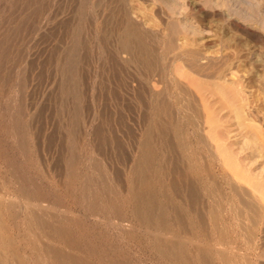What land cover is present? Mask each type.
Wrapping results in <instances>:
<instances>
[{"label": "rangeland", "instance_id": "1", "mask_svg": "<svg viewBox=\"0 0 264 264\" xmlns=\"http://www.w3.org/2000/svg\"><path fill=\"white\" fill-rule=\"evenodd\" d=\"M96 1L0 0V264H32L27 261L32 249L23 227L26 205L42 206L39 211L42 216L47 212L59 218L69 216L63 224L78 245L46 237L41 240L43 245L48 241L74 257L83 258L84 264H177L163 249L152 244L144 225L133 213L128 190L136 181L133 162L142 119L138 101L123 92H126L127 83L121 60L126 55L120 53L122 58H119L110 50L115 42L117 22V14L112 9L117 4L113 0H98V4ZM126 1L130 10L133 8L136 19H148L147 26L159 23L161 17L167 23L178 20L199 31L196 39L213 53L208 58V66L212 60L223 65L237 63V73L252 83L247 88L250 104L246 105H250L247 109L253 120L238 121L235 112L241 103L237 95L229 92L227 82H212L194 72L189 73L194 82L200 81L203 102L214 124L210 130L203 117L201 130L217 156V160L215 156L213 160L223 196L221 221L228 226L230 234L234 227L240 234L232 231L233 242H237L233 250L237 254L239 251L240 263L264 264V201L259 197L256 200V193H252L251 199L259 212L239 204L236 191L221 172L239 186H243V182L237 181L233 173L221 165V156L211 138L215 134L213 137L223 141L239 167L264 183V152L251 144V135L257 138L264 135V94L260 88L264 77V44L261 42L264 0ZM191 1L205 8L207 17L197 21V14L194 18L187 16ZM234 22L255 35L236 31ZM99 27L110 36L106 46L102 43L103 33L99 32ZM174 65L186 68L177 60ZM73 76L79 79L75 84ZM255 142L259 145V140ZM172 155L181 163L176 145ZM165 177H169V171ZM103 182L106 186L115 184L112 190L117 194L115 204L120 215L105 218L84 206L91 201V195H86L91 191L88 192L87 186L93 191L98 185L97 194H103ZM171 193L172 190H168L165 195L172 196ZM36 198H45V202L36 203ZM192 202L185 199L178 204L182 209L185 206L182 212L186 221L184 229L194 228L198 232L200 220L204 223L209 217V199L202 196L193 208ZM233 205L243 210L240 209L244 227L238 226L240 216L233 213ZM241 233L251 237L248 235V240L244 239ZM87 244H94L99 252L91 253Z\"/></svg>", "mask_w": 264, "mask_h": 264}, {"label": "bare ground", "instance_id": "2", "mask_svg": "<svg viewBox=\"0 0 264 264\" xmlns=\"http://www.w3.org/2000/svg\"><path fill=\"white\" fill-rule=\"evenodd\" d=\"M113 1L117 4L116 6L113 4L115 8L112 9L113 13L116 12L115 14H117L115 18L117 22L116 26L113 25L115 27V42H112L113 48H110V50H112L117 57H119L120 53L126 55L122 60L120 59L123 63V74L125 75V82L127 83L126 85L123 81L125 83L124 85H126V92L124 90L123 92L126 93L127 96L135 97L138 101L139 115L140 119H142L141 134L136 147V157L133 162V173L136 175V181L128 190L129 198L133 204V213L139 222L144 225L152 244L157 248L163 249L164 254L168 258H172L177 264H241L240 256H238L239 251L237 250V254L233 250L237 245V242H235L236 240H234L235 246H233L234 244L232 245V243H234L232 231H235V227L230 234L228 226L224 225L221 221L223 216V196L218 186L219 181L217 175L214 172L216 161L215 159L213 160L214 156L217 160V156L214 154V150H211L212 145L205 136H203L201 130L203 117L210 130L214 128V124L211 123V115L203 102L200 81L194 82L189 73L194 72L210 79L212 82H227L230 86L229 92L231 91L233 95H237L238 103H241L235 112L238 121L251 122V120H253L250 116V110L247 109L250 105H246L247 102L250 104L247 88L250 87L252 83L246 81L241 74L237 73L239 66L237 63L236 65L230 63H225L223 65L222 63H217L212 60V64L208 66V58L213 53L209 52L208 48L202 46L201 42L196 39L195 35H197L199 31L190 29L188 26L186 27L178 20H175L176 23H172L171 20L170 23H167L164 21V18L161 17L159 18V23H154L153 26H147L145 24L148 19L145 21L142 18L136 19V17L133 16L135 12L132 11L133 8L130 10L128 7V1ZM97 2L99 3L98 0L96 4H98ZM189 8L190 10L187 12V16L191 15V17L194 18L196 17L195 14H197V21L199 18L203 20L207 17L206 9L198 5L195 1L190 2ZM169 10L171 13H174L172 8L169 7ZM177 26L180 29H178ZM233 26L236 28V31H243L250 36L255 35L237 22H234ZM97 28L98 26H96V29ZM99 30V32L102 33L106 31L102 27H99ZM87 31L88 29H86L85 32ZM64 34L66 33L64 32ZM101 34H99V36ZM108 36L107 33L102 34V43L105 46L108 41H110L108 40L110 36ZM261 42L264 44V37L261 38ZM109 43L111 44V42ZM104 50L107 49L104 48ZM208 52L209 56H206ZM106 53H108V51H106L105 54ZM109 59H111V57ZM175 60L182 62L186 68L182 69V65H174ZM202 60H204L205 63H203ZM65 79L67 78L65 77ZM78 80L79 79L75 77L73 80L74 84L77 83ZM260 84L261 92L264 94V77ZM262 98H264V96ZM262 101H264V99H262ZM72 131L73 130H70V132ZM260 132L261 130H259V133ZM72 134H74V132ZM214 135L215 134H213V136ZM261 135H263L262 132ZM213 136L211 138L215 143V149L221 156V165L228 168L237 181H242L243 186H239L237 182H233L227 177V174L221 172V175H223V178L225 177V181L236 191L239 204L250 207L253 212H259V208L255 207L253 204L254 200L251 199V195L255 192L257 195L255 199L257 200L259 197L264 201V183L257 181L249 172L242 170L234 161L233 157L230 156V153L228 154L223 141L218 139L217 136H215V138ZM251 136L253 137L251 144L255 147H259L260 152H264V135L259 138L254 135ZM256 140H259V145L255 142ZM174 145L180 150L181 163H178V161L173 158L172 150ZM95 164L98 166L97 163ZM217 167L218 165H216V169ZM98 169L99 168H97V170ZM91 170H93V168ZM101 171L103 172V170ZM168 171L169 177L166 178L165 176ZM94 173L92 176L95 177ZM84 175L86 176V174ZM100 177L101 176L98 178ZM94 179H92V181ZM88 184L92 183L89 182ZM102 186L103 189L101 188V192L105 191L103 194H97L100 190H97L98 185L96 187L97 189L95 188L93 191L90 186H87L89 187L88 192L90 190L92 191H90L91 194L90 192L86 193V195H91V201H87V204L84 203V206L94 214H98V212L101 213L105 218L120 215V210L115 204L117 194L112 190L115 186H106L104 182ZM114 190L116 191L118 189ZM168 190H172V196L165 195ZM83 195H85V193L81 196ZM162 195L165 196L162 198ZM202 196L209 199V217H206L204 223L200 220L198 232H196L194 228L185 230L184 226L186 221L182 217L185 206L183 205L182 209L181 205L178 203L188 199L193 201L191 205V208H193L197 205V200H200ZM175 200H177V202ZM43 201L45 202V198L34 199L36 203H41ZM28 202H30L29 199ZM237 207L238 205H233L231 209L233 213L237 212L236 215L241 217L243 212L240 211V207L239 209ZM41 209L42 206L40 205L39 208L38 206L33 207L32 205H26L24 208L25 217L23 227L27 234L29 246L32 249V254L27 257V261L32 264H84L83 258L74 257L69 252L63 251L53 244L50 245L51 243L48 241V244L43 245L42 238L44 237L62 240L69 244L78 245V243L75 242L73 236L63 224L64 219H70L68 215L59 218L53 213L47 212L46 215L43 213L44 216H42L39 214ZM239 218L237 220V222L239 221L238 226L244 227V225L241 224L243 218ZM253 218H255V216ZM238 226L237 228H239ZM237 231L238 230L235 232ZM243 233L241 234L244 238L245 234L243 235ZM246 239L248 240V238ZM245 243L247 245V241ZM86 248L89 249L91 253L99 252L94 244H87ZM243 255L244 254H242V256ZM245 258L244 260H246ZM214 259H216V262H214ZM243 263L245 264V262Z\"/></svg>", "mask_w": 264, "mask_h": 264}]
</instances>
